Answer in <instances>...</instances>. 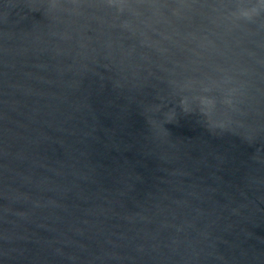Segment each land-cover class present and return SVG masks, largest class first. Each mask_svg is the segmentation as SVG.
I'll list each match as a JSON object with an SVG mask.
<instances>
[{
    "label": "water",
    "instance_id": "1",
    "mask_svg": "<svg viewBox=\"0 0 264 264\" xmlns=\"http://www.w3.org/2000/svg\"><path fill=\"white\" fill-rule=\"evenodd\" d=\"M0 264H264V0H0Z\"/></svg>",
    "mask_w": 264,
    "mask_h": 264
}]
</instances>
